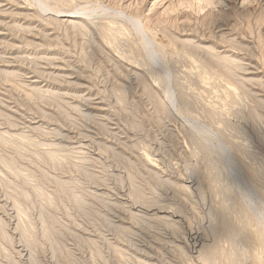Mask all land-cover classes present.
Returning a JSON list of instances; mask_svg holds the SVG:
<instances>
[{"label":"rangeland","instance_id":"1","mask_svg":"<svg viewBox=\"0 0 264 264\" xmlns=\"http://www.w3.org/2000/svg\"><path fill=\"white\" fill-rule=\"evenodd\" d=\"M0 264H264V0H0Z\"/></svg>","mask_w":264,"mask_h":264}]
</instances>
